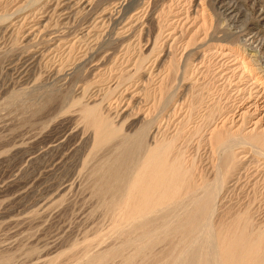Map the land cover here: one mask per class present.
<instances>
[{
	"label": "rangeland",
	"instance_id": "374dc122",
	"mask_svg": "<svg viewBox=\"0 0 264 264\" xmlns=\"http://www.w3.org/2000/svg\"><path fill=\"white\" fill-rule=\"evenodd\" d=\"M16 1L5 13V18L12 19L0 24V264H128V258H132L130 264H140L139 246L146 247L152 233H162L194 205L184 202V211L181 206L160 210L158 220L153 214L142 222L128 223L123 230L113 227V213L98 193V172L119 151L113 143L94 145L79 106H102L112 119L124 114L123 125L143 120L148 108L144 90L156 86L176 60L180 66L174 78L178 116L185 114L182 104L187 95L190 98L191 88L205 83L217 87L213 99H222V106L229 99L233 116L244 98L224 86L228 80L213 78L218 71L215 63L221 61L213 54L229 53V42L236 37L253 38L264 46V20L258 18L264 0ZM83 2L88 6L83 7ZM17 7L22 9L16 12ZM191 39L194 43L187 47ZM187 85L193 87L187 89ZM182 91L186 92L183 98ZM77 101L81 103L74 105ZM247 119L251 123L246 128L257 120ZM171 122L169 127L174 129ZM140 126L136 124L130 132ZM201 138L193 137L184 147L195 162H204L201 168H207L210 149ZM145 152L142 143L133 149L127 180ZM244 156L240 155L245 161L240 178L219 195L213 221L226 210L250 208L253 220L264 223V160ZM164 218H170L169 225ZM201 225L193 232L203 230L200 238L194 234L198 243L191 233L181 238L182 243L178 239L170 246L156 244L153 252L160 257L157 254L150 263L200 264L205 255L208 260L201 264H212L204 245L208 232ZM165 249H172L169 255ZM195 251L202 255L197 258ZM190 252L198 263L191 262Z\"/></svg>",
	"mask_w": 264,
	"mask_h": 264
},
{
	"label": "bare ground",
	"instance_id": "6f19581e",
	"mask_svg": "<svg viewBox=\"0 0 264 264\" xmlns=\"http://www.w3.org/2000/svg\"><path fill=\"white\" fill-rule=\"evenodd\" d=\"M12 1L14 3L16 0H0V24L12 19L5 18V13L10 9ZM80 4L83 7L88 6L85 2ZM41 8L43 7L41 6ZM41 8L40 11L43 10ZM20 9L22 8L17 7L16 12ZM260 12L261 14L258 18L264 20V10L262 9ZM7 24L10 27V23L7 22ZM8 26L6 27L5 25L6 30ZM245 38L236 37V41L229 42V53L223 54L217 52L213 54L215 57L221 59L217 64L214 62L215 69L217 67L218 71L213 72V78L217 82L224 79L228 80L223 81L224 86H228L233 90L235 89L244 98L243 100L239 98L242 101L234 109L235 113L233 116L231 115L233 107L228 106L229 99L225 100L228 102V105L222 106V99H213L214 89H217V87L213 88V85L211 86L208 83L206 85L205 82L203 86L201 84L198 86L199 84H197V88L190 85V88H193L190 90V98L188 95L186 96L188 100L185 97L186 92H181L184 93L182 98L183 96L185 97V103H183L185 108L182 104L185 114L184 116L181 115L182 117L178 116L179 112L176 105L179 91L177 95L174 87V78L180 66L176 60L171 61L164 74L162 73V78L159 79L160 81L156 86L144 90V101L147 102L148 108L143 120L138 119L131 123L125 121V123L122 122L124 123L123 125L120 121L125 118L124 114H115V117L112 119L110 115L106 114L102 106L96 104L91 107L89 105L79 106L80 116L85 127L93 132L94 145L96 146L100 142L113 143L114 150L119 151L115 155V158L110 163L101 166L100 173L98 172V175L100 174L98 176V193L101 197H104L105 206L113 213V227L117 228L118 231L123 230L128 223L142 222L146 217L153 214L158 215V217L156 216L158 220L159 214H161L163 209L172 210L180 207L182 204L184 205V202H190V204L194 205V207L192 205L193 209L188 210V212L184 211L186 206H181V211L183 210L184 214L186 212V215L181 217V219H177L176 222L174 221L175 224L170 222L171 225H169L171 217L167 218V225L169 226H165L166 229L158 235H154L157 232L155 229L156 232L152 233L149 238L151 243L147 240L146 247H144V243L142 245L136 244L137 247L140 245L139 248L141 250L139 249L138 254L141 257V262L143 261L145 264H151V259H155V256L159 254L155 255V252H153V249L156 250L158 247L153 248L156 244H168L170 246L174 243V240L178 241V239H180L178 243H182L183 237H188L189 234L198 230L197 227L201 225L200 222H202L203 227L206 229V233L208 232L207 236L204 235L206 237V244L204 245L206 247L205 250L210 256L209 263L264 264V223L259 225L253 220L252 214L254 211L252 209L245 208L238 212L226 210L219 218L217 217V221H213L218 207L216 202L219 195L223 190H226L228 184L235 183L240 178L239 171L245 165V161L243 160L245 158L244 155L252 154V157L264 160V56L262 55L264 52L261 53L264 46L261 42H257L256 39ZM25 40H27V37H25ZM193 43L194 40L191 39L187 47ZM162 54L167 56L166 52ZM158 57L157 63L160 60ZM186 57H189V55ZM192 83L194 84V82ZM243 84L245 85L243 86ZM187 86L186 88L190 89L189 85ZM188 91L187 93H189ZM73 103L74 105H79L81 102L77 101ZM243 106L247 107L240 113V110L244 108ZM252 116L257 120L249 128H246L248 123H251L248 122L247 118ZM236 118L238 119L237 121ZM171 121H174L175 125L172 124V126L174 125V129L169 127ZM136 124H141V126L131 133V128ZM198 135L202 137V140L204 139L203 141L206 142L210 149V159L206 160L208 161L207 168L205 166L201 168V163L204 162L200 164L195 162L196 159L191 158V156L189 157L187 149H185L186 146L184 147V143L192 140L193 137L196 138ZM141 143L146 151L145 155L140 166L132 177L127 180L126 167L128 159H130L129 157L135 146ZM240 155H243L244 158L240 157ZM181 214L183 213L181 212ZM165 216L167 215L165 214ZM203 216L205 218H202ZM200 217L203 220H200ZM165 218L164 220L166 221L167 219ZM148 231L146 232L147 237ZM202 231L193 233L194 237L192 236V238H197L195 235L200 238ZM202 239L201 242L204 241ZM190 243L192 244V241ZM194 245L196 248L195 243ZM142 247L144 248L142 249ZM157 252H160V250ZM164 252L168 253L166 249ZM177 252L178 250H176L175 254L177 256L175 258H178ZM190 253L193 254L192 252ZM194 254L191 256L192 258ZM107 255L109 253H106L105 256ZM133 255L135 254L133 253ZM201 255L202 253L196 257L198 258ZM181 256L179 259L184 260ZM204 256L201 259L208 260ZM86 257L85 260L87 261ZM191 257L189 259L194 263L196 258L192 259ZM130 259L132 258L127 259L129 261L128 264H130ZM203 260H201L202 263ZM165 262H168L167 258ZM195 263H198V259Z\"/></svg>",
	"mask_w": 264,
	"mask_h": 264
}]
</instances>
